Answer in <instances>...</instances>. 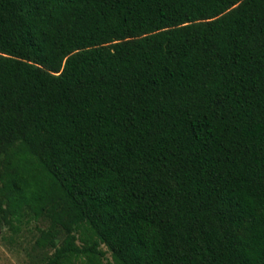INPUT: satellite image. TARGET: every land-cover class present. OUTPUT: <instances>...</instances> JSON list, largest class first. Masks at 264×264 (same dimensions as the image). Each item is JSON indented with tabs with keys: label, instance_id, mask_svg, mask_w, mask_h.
Masks as SVG:
<instances>
[{
	"label": "trees",
	"instance_id": "trees-1",
	"mask_svg": "<svg viewBox=\"0 0 264 264\" xmlns=\"http://www.w3.org/2000/svg\"><path fill=\"white\" fill-rule=\"evenodd\" d=\"M31 220L40 264H264V0H0V229Z\"/></svg>",
	"mask_w": 264,
	"mask_h": 264
},
{
	"label": "rangeland",
	"instance_id": "rangeland-1",
	"mask_svg": "<svg viewBox=\"0 0 264 264\" xmlns=\"http://www.w3.org/2000/svg\"><path fill=\"white\" fill-rule=\"evenodd\" d=\"M48 227L49 222L46 220H31L18 230L8 227L0 229V264H40L44 255L53 253L50 248L42 250L35 243L41 231ZM63 239L64 235L60 234L56 239L57 244L61 245ZM101 248L106 254L103 263L110 264V253L104 246Z\"/></svg>",
	"mask_w": 264,
	"mask_h": 264
}]
</instances>
